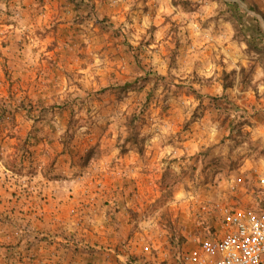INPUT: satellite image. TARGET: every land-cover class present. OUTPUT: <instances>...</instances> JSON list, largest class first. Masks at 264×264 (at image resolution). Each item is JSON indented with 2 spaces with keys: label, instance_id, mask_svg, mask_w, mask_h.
I'll list each match as a JSON object with an SVG mask.
<instances>
[{
  "label": "rangeland",
  "instance_id": "1",
  "mask_svg": "<svg viewBox=\"0 0 264 264\" xmlns=\"http://www.w3.org/2000/svg\"><path fill=\"white\" fill-rule=\"evenodd\" d=\"M232 3L243 15L240 28ZM158 4L170 6L157 13ZM254 29L264 32V0H0V105L4 97L17 98L28 79L46 87L59 82L47 90L45 108L64 114L65 144L95 150L105 144L103 153L114 148L116 166L95 159V177L126 174L119 154L127 146V123L135 118L143 139L137 147L128 144L146 159L140 172L147 198L143 240L170 242L177 247L176 264H184L185 252L219 230L220 222L202 210L224 192L229 176L242 179L240 187L253 200L264 198L258 188L264 173V51L250 50L245 39ZM33 86V93H42ZM184 96L194 104L190 121L182 117ZM174 106L181 108L172 122L177 144H194L188 145L193 162L187 167L171 166L172 155L163 150L172 143L167 130ZM197 121V130L181 134ZM153 145L164 152L156 168L149 166L153 155L145 153Z\"/></svg>",
  "mask_w": 264,
  "mask_h": 264
},
{
  "label": "crops",
  "instance_id": "2",
  "mask_svg": "<svg viewBox=\"0 0 264 264\" xmlns=\"http://www.w3.org/2000/svg\"><path fill=\"white\" fill-rule=\"evenodd\" d=\"M166 5L170 6L158 4L157 13H162ZM21 78L22 84L26 77ZM45 83L28 79L17 98L4 97L0 105V264H176L175 245L168 241L149 243L143 240L147 198L144 197V178L140 172L145 165L144 154L138 155L137 150H131L127 144L120 148L119 154V161L127 168L126 174L115 177L114 173H100L95 177L90 171L91 165L97 166L95 159H103L101 165L111 164L112 169L117 160L112 156L114 148L103 153L105 144L97 145L95 158L86 169H82L84 153L95 148L61 145L64 114L52 113L45 108L48 105L47 90L56 89L59 82L50 81L49 87ZM33 85L42 93H33ZM184 97L182 105L185 108L182 110L185 115L182 117H188L185 120L190 121L192 110L189 105L192 107L193 100L191 96ZM259 103L264 112V97ZM178 107H173L168 118L167 136L172 143L163 148L167 155H172L171 166L175 168L187 167L193 162H190L189 146H194L188 141L177 144L176 124L172 122L180 116L176 115L181 110ZM5 111L8 118L1 114ZM206 118L208 116L202 121ZM198 128L197 121L189 129H183L181 134ZM195 136L199 135L195 133ZM262 142L264 144V137ZM161 147L153 145L152 151H145L153 155L149 166L156 168L154 162L158 153L164 154ZM181 158L183 160L179 161ZM223 183L224 192L228 194V183ZM241 187L237 195L231 194L232 203L239 199L247 207H252L262 202L261 198L253 200L252 193ZM151 197L154 201L155 197Z\"/></svg>",
  "mask_w": 264,
  "mask_h": 264
},
{
  "label": "built area",
  "instance_id": "3",
  "mask_svg": "<svg viewBox=\"0 0 264 264\" xmlns=\"http://www.w3.org/2000/svg\"><path fill=\"white\" fill-rule=\"evenodd\" d=\"M261 129L264 137V126ZM242 181L229 176L228 194L217 192L203 206V215L216 218L220 228L203 237L198 247L185 252L184 264H264V198L252 207L239 199L232 203ZM258 187L264 195V175L258 178Z\"/></svg>",
  "mask_w": 264,
  "mask_h": 264
},
{
  "label": "trees",
  "instance_id": "4",
  "mask_svg": "<svg viewBox=\"0 0 264 264\" xmlns=\"http://www.w3.org/2000/svg\"><path fill=\"white\" fill-rule=\"evenodd\" d=\"M230 6L233 9V13L235 15L234 16V22H235L234 24L237 26V28H240V25L242 24L240 21H241V18L243 16L241 14L240 6L237 3H232V4H230ZM258 32H259V34H256V30L254 29V31L251 32V36H248L250 39H247V38H245V39L247 41V45H248L250 50H253L254 48H256L258 46L261 49L263 48L262 51H264V32H262L261 30H258ZM0 119H2V116L0 117ZM136 121L137 120L135 118H133L127 123V128H128V131H129L130 134L126 138L125 143L128 144V143H131V141H132V142L136 143L135 144L136 146H138V142H140V141H138L139 137H140L141 140L143 139V137H141L142 134H139V131H138V128H137L138 124L136 123ZM61 143H62L63 146H66V145H67V147L69 146V144H65L63 139L61 140ZM96 150L95 149H91V150H89V152L86 155L84 154V159H82V161H81V163L83 162L82 164H83L84 167H86L89 164V162H91L93 160V158L95 156L94 154H96ZM122 153H124V152H122ZM169 178H170V176H169ZM165 183H166L165 179L162 178V180L160 182L161 187H164ZM173 186H175V184ZM172 187L169 188V191H168L169 194L170 193L173 194V191H174L175 187H173V188ZM168 193L167 192L164 193L159 198L158 201L160 202V201H163V199H166Z\"/></svg>",
  "mask_w": 264,
  "mask_h": 264
}]
</instances>
